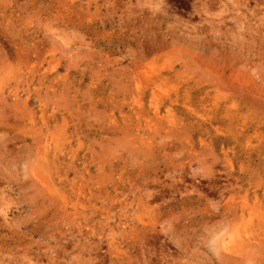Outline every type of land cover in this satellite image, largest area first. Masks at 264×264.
Instances as JSON below:
<instances>
[{"label": "rangeland", "instance_id": "1", "mask_svg": "<svg viewBox=\"0 0 264 264\" xmlns=\"http://www.w3.org/2000/svg\"><path fill=\"white\" fill-rule=\"evenodd\" d=\"M0 264H264V0H0Z\"/></svg>", "mask_w": 264, "mask_h": 264}]
</instances>
